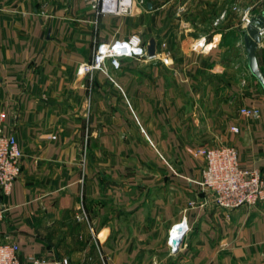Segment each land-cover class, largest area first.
Here are the masks:
<instances>
[{
    "label": "crops",
    "instance_id": "0c3cea01",
    "mask_svg": "<svg viewBox=\"0 0 264 264\" xmlns=\"http://www.w3.org/2000/svg\"><path fill=\"white\" fill-rule=\"evenodd\" d=\"M239 2L136 0L117 15L0 0V125L24 154L1 238L69 264H264V204L226 210L196 183L198 150L219 145L264 174V90L244 45L264 0ZM133 35L144 55L79 71ZM257 57L264 71V31Z\"/></svg>",
    "mask_w": 264,
    "mask_h": 264
},
{
    "label": "built area",
    "instance_id": "2783aa9c",
    "mask_svg": "<svg viewBox=\"0 0 264 264\" xmlns=\"http://www.w3.org/2000/svg\"><path fill=\"white\" fill-rule=\"evenodd\" d=\"M103 14L130 15L135 11L136 0H86ZM246 24L251 17L244 16ZM165 45V44H164ZM142 39L133 35L129 39L116 41L100 49L93 62L80 68V72H91L101 68L106 57H112L115 68L120 67V57L142 56ZM242 113L259 117L261 109L256 106L242 108ZM235 131L238 128L234 127ZM204 158V167L196 183L201 189L210 192L218 207L232 210L244 205L264 204V174L257 168L242 165L239 151L234 145H219L198 150ZM23 149L12 133L4 131L0 125V225L8 208L4 196L8 195L22 171ZM177 225L172 229L170 243L178 234ZM181 236V235H180ZM0 264H69L68 258L22 257L20 245L15 240L5 241L0 236Z\"/></svg>",
    "mask_w": 264,
    "mask_h": 264
},
{
    "label": "water",
    "instance_id": "95a60500",
    "mask_svg": "<svg viewBox=\"0 0 264 264\" xmlns=\"http://www.w3.org/2000/svg\"><path fill=\"white\" fill-rule=\"evenodd\" d=\"M264 31V11L251 18V21L247 24L246 32L244 35V45L247 52L248 68L261 85L264 90V71L261 68L258 57L257 50L262 41V33ZM156 41L152 40L148 47V55L153 57L156 54ZM177 236L173 238L174 249H178L180 243L182 242V236L185 233V227L183 225L177 227ZM181 235V236H180Z\"/></svg>",
    "mask_w": 264,
    "mask_h": 264
},
{
    "label": "rangeland",
    "instance_id": "374dc122",
    "mask_svg": "<svg viewBox=\"0 0 264 264\" xmlns=\"http://www.w3.org/2000/svg\"><path fill=\"white\" fill-rule=\"evenodd\" d=\"M246 2H247V0H240L239 3H240V4H241V3H244V4H245ZM237 7H238V6L234 5L233 8L236 10ZM246 68H247V64H246ZM247 72H248V68H247ZM248 73L251 74L250 71H249Z\"/></svg>",
    "mask_w": 264,
    "mask_h": 264
}]
</instances>
